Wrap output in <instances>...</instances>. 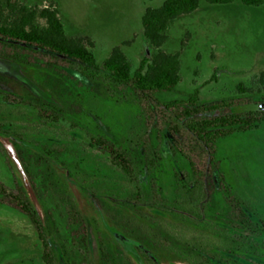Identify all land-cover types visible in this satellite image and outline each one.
I'll return each mask as SVG.
<instances>
[{"label": "rangeland", "instance_id": "1", "mask_svg": "<svg viewBox=\"0 0 264 264\" xmlns=\"http://www.w3.org/2000/svg\"><path fill=\"white\" fill-rule=\"evenodd\" d=\"M8 1L36 9L53 5L68 37H85L92 42L96 64L101 66L118 47L132 70L143 57L153 53L143 38L141 18L146 9L160 8L164 2L0 0V23L12 19ZM197 1L194 12L168 23L161 50L178 54L180 81L174 91L159 93L156 98L169 102L196 91L205 104L240 98L249 101L251 107L261 105L253 91L257 88L255 78L264 71V4L254 7L244 6L241 0L223 5ZM36 23L42 25L43 21L38 19ZM13 51L23 53L25 63L23 59L12 62L0 58V89L20 97H42L67 112L65 120L43 128L32 108L0 102V123L12 125L0 132V182L24 189L44 226L55 264H194L193 252L198 251L206 252L219 263L264 264V237L232 230L226 222L212 217L211 205H207L209 192L203 194L202 201H192L190 207L175 205L172 174L185 176L187 164L172 149L171 136L166 134L164 139L163 132L153 130L151 137L158 135L154 143L159 148L164 174L161 193L153 189L147 198L139 195L136 199V193L134 196L127 183H122L104 156L86 147L89 134L95 135L98 129L106 133L108 128V137L112 132L122 138L128 135L129 139L142 134L143 123L148 121H144L145 112L131 92L119 87L113 97L105 98L102 90H96L76 71L66 68L60 58L21 49ZM48 62L53 65L46 66ZM239 84L250 92L240 94ZM76 94L84 96L85 101H79ZM150 120L149 124L158 130L165 125L162 119L156 123ZM71 124H77L76 128L72 130ZM17 139L36 147H49L51 154L38 156L36 150L22 153L17 149ZM149 141L143 139L145 151L152 146ZM197 158L202 160V156ZM215 161L213 187L221 186L218 178L222 175L242 200L250 222L258 224L264 220V126L220 140ZM145 177L141 176L143 183ZM108 178L121 183L108 189ZM221 203L222 200L218 207ZM68 210L84 224L86 244L65 258L61 245L66 240ZM41 251L27 219L0 206V264H43ZM242 251L250 254L241 256Z\"/></svg>", "mask_w": 264, "mask_h": 264}, {"label": "trees", "instance_id": "2", "mask_svg": "<svg viewBox=\"0 0 264 264\" xmlns=\"http://www.w3.org/2000/svg\"><path fill=\"white\" fill-rule=\"evenodd\" d=\"M205 1L215 5L231 2V0ZM241 2L244 6L254 7L264 4V0H241ZM7 8L12 19L0 23V58L4 57L12 62H21L22 59L24 61V57L21 56L23 53L18 51L19 54H17L13 48L21 49L23 52L45 53L53 58H60L66 64V68L76 71L96 90H102L105 98L113 97L119 87L135 96L137 105L142 113L145 112L144 121H148L147 124L143 123L142 134L129 139L128 135L122 138L119 134L112 132L108 137V128L106 133H101L98 129L95 135L89 134L86 147L104 156L109 167L118 174L120 180H123L122 183H127L130 191H133V194L136 193V196L134 194L136 199L140 198L139 195L149 197L153 189L161 193L164 168L158 152L159 148L155 147L154 143L158 135H154L153 138L151 136L154 131L163 132L164 139L166 134L171 136L174 143L171 146L172 149L186 160L187 164L185 176L176 172L172 174L175 205L190 207L192 201H202L201 198H205L203 194L209 192L207 205H211L209 208L213 212L212 217L215 216L216 219L226 222L232 230L246 235L255 234L264 237V220L259 221L258 224L250 222L242 209V200L221 174L218 178L221 186L215 189L212 185V171L217 169L215 154L218 142L233 133H245L264 126V71L255 78L254 82L257 88L253 93L259 98L257 103L261 104L256 110L251 109L249 101L244 102L240 98L218 99L205 104L201 102L196 91L187 94L183 99L169 102H161L156 98L159 93L174 91L180 81L178 54H166L161 50L166 40L165 31L168 23L179 16L194 12L198 8L197 0H164L160 8L145 10L141 18L142 35L153 53L149 57H143L135 70H132L130 62L118 47L111 51L101 66L96 64L91 51L92 42L85 37H68L53 5L36 9L26 6L18 7L8 1ZM38 19L43 21L42 25L36 23ZM4 48L7 49L6 52L2 51ZM29 62L34 64L33 61ZM50 65L52 66L53 63L48 62L46 66ZM0 82H3L1 71ZM237 90L240 94L246 91L241 84L237 86ZM77 97L79 101H85L84 96L77 95ZM0 102L10 107L32 108L43 128H49L51 124L54 125L66 118V110L42 97H20L0 89ZM147 116L153 119L154 123L162 119L165 125L158 130L156 126H153L154 124H149L151 120ZM8 126L12 125L9 122L0 123V132H4V127ZM76 126L71 124V129L73 130ZM145 138L147 142L151 139L149 142L152 146L148 151L144 150L143 139ZM17 140L20 142L17 149L22 153L36 150L38 156L51 154L49 147H36L22 139ZM65 150L64 148L63 151ZM85 151L86 148L83 152ZM57 152L63 154L62 151L57 150ZM77 152H79L78 147ZM198 156H202V160H198ZM43 161L46 162L44 159ZM82 162L80 159V163ZM23 167L27 172V165L23 163ZM141 176H146L145 183L141 181ZM112 179L108 178V189L121 183L114 182ZM209 188L210 191H208ZM113 191L116 193L115 190ZM140 191L144 194L139 193ZM188 195L192 197L191 200ZM150 197L154 196L150 195ZM221 200L223 204L221 203L222 205L218 207ZM0 206L8 207L27 219L40 242L41 262L55 264L44 226L24 189L18 185L10 188L0 182ZM64 231L66 240L61 245V249L65 257L70 251L84 247L86 244L85 226L72 210L67 211ZM221 232L223 233L224 230ZM184 247L188 249L187 246ZM193 254V261H191L194 264L229 263H219L203 251L193 252ZM241 254V256H247L250 253L242 251ZM256 256L262 258L257 254Z\"/></svg>", "mask_w": 264, "mask_h": 264}, {"label": "water", "instance_id": "3", "mask_svg": "<svg viewBox=\"0 0 264 264\" xmlns=\"http://www.w3.org/2000/svg\"><path fill=\"white\" fill-rule=\"evenodd\" d=\"M259 107H260V105H254V106L251 107V109H257Z\"/></svg>", "mask_w": 264, "mask_h": 264}]
</instances>
